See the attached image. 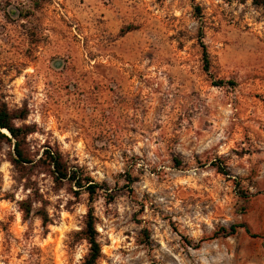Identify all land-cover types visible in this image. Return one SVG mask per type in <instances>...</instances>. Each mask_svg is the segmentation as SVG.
Instances as JSON below:
<instances>
[{
    "label": "rangeland",
    "instance_id": "374dc122",
    "mask_svg": "<svg viewBox=\"0 0 264 264\" xmlns=\"http://www.w3.org/2000/svg\"><path fill=\"white\" fill-rule=\"evenodd\" d=\"M0 104L33 131L0 144V264H83L90 209L97 264H264V6L0 0Z\"/></svg>",
    "mask_w": 264,
    "mask_h": 264
},
{
    "label": "trees",
    "instance_id": "16d2710c",
    "mask_svg": "<svg viewBox=\"0 0 264 264\" xmlns=\"http://www.w3.org/2000/svg\"><path fill=\"white\" fill-rule=\"evenodd\" d=\"M41 3L47 2L49 0H38ZM253 4L256 6H264V0H252ZM203 56L205 61V71H209L210 61L207 48L202 44ZM234 85L232 82H217L216 86L223 87L225 85ZM28 116L27 112H14L9 110L5 104H0V144L3 143H13L14 151L17 159H13L14 165H21L22 163H30V159L27 158L23 144L26 143L28 136L33 132L31 128L26 126H18L16 121H24ZM46 156H44L43 162L51 168V171L55 177L57 183L68 182L76 186L81 192L88 194L91 199L97 194L98 190L102 189L98 183H96L90 177H84L78 171H72L64 162L62 155L59 152L52 150H46ZM177 163L181 162L177 160ZM217 168L218 173L222 175H228V172L223 164H214ZM25 211L26 217H29L32 209L27 203L22 204ZM42 222L44 226L51 224L49 215L46 212H40ZM237 227L231 228L233 233L236 232ZM225 231V230H223ZM247 232L249 230L247 229ZM82 239L85 240L89 245V253L85 258L83 264H97V262L102 257V246L98 241V231L96 228V218L93 209H90L85 222V227L81 233ZM256 237V236H253Z\"/></svg>",
    "mask_w": 264,
    "mask_h": 264
}]
</instances>
